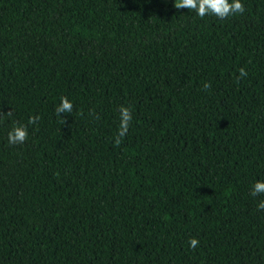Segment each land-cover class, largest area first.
Listing matches in <instances>:
<instances>
[{
	"label": "trees",
	"instance_id": "obj_1",
	"mask_svg": "<svg viewBox=\"0 0 264 264\" xmlns=\"http://www.w3.org/2000/svg\"><path fill=\"white\" fill-rule=\"evenodd\" d=\"M241 3L0 0V264H264V0Z\"/></svg>",
	"mask_w": 264,
	"mask_h": 264
},
{
	"label": "clouds",
	"instance_id": "obj_2",
	"mask_svg": "<svg viewBox=\"0 0 264 264\" xmlns=\"http://www.w3.org/2000/svg\"><path fill=\"white\" fill-rule=\"evenodd\" d=\"M177 8L183 7L194 9L197 16H204L206 13L215 14L218 17L243 12L241 0H174ZM243 75V72H241ZM204 87H208L207 83ZM72 109V102L66 97H60V102L55 106V111L59 113H69ZM119 110V127L116 142L119 143V136H122L128 128L131 120V112L127 107L118 106ZM39 117H36L38 119ZM32 118L30 117V120ZM27 136V130L24 125L13 124L7 133V141L9 144L22 143ZM249 195L256 197L264 195V180H254L249 189ZM257 208L264 209V199H260L256 204ZM198 241L195 238H189L188 246L195 247Z\"/></svg>",
	"mask_w": 264,
	"mask_h": 264
}]
</instances>
